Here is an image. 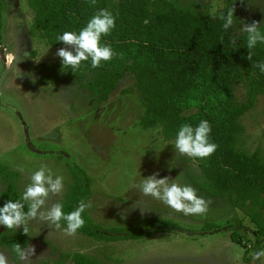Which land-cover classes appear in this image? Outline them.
Segmentation results:
<instances>
[{
  "label": "rangeland",
  "instance_id": "rangeland-1",
  "mask_svg": "<svg viewBox=\"0 0 264 264\" xmlns=\"http://www.w3.org/2000/svg\"><path fill=\"white\" fill-rule=\"evenodd\" d=\"M174 1L200 15L220 17L225 15L227 3ZM232 1L242 15L240 31L253 21L264 26V0ZM33 13L27 0H0V166L14 172L21 196L41 165L51 170L53 180L64 178L63 191L49 193L40 211L61 203L72 180L68 165H77L92 183L87 202L91 207L86 209L102 227L142 228L151 217L163 218L172 226L140 240L104 242L78 232L68 236L66 227L56 229L37 218L28 222L30 243L26 249L35 248L32 264H52L61 252L76 251L106 264H264V260L252 259L256 251L264 249V235L256 231L246 213L199 189L190 178L201 175L192 158L181 155L175 140H166L159 128L139 125L144 105L132 76L120 80L102 103L64 74L55 80L54 65L61 61L57 51L75 49L71 45L53 47L31 37L28 30ZM24 52L29 55L25 57ZM42 63L50 66L45 79L36 68ZM235 92L238 102L246 100L244 83L235 81ZM241 122L245 126L242 148L264 152V95ZM156 173L157 178L168 177L170 184L197 189L198 197L211 201L208 211L185 216L134 187ZM6 186L0 178V192ZM138 201L146 208L143 213L141 207H133ZM0 252L16 264L11 252L1 246Z\"/></svg>",
  "mask_w": 264,
  "mask_h": 264
},
{
  "label": "trees",
  "instance_id": "trees-1",
  "mask_svg": "<svg viewBox=\"0 0 264 264\" xmlns=\"http://www.w3.org/2000/svg\"><path fill=\"white\" fill-rule=\"evenodd\" d=\"M232 2L225 3L224 16L234 8V24L225 30L220 16L200 15L174 0H95V4L92 0H27L34 11L28 34L50 46L62 47L65 44L57 36L66 31L79 34L97 11L108 9L115 16V28L101 37V46H111L117 55L102 61L98 68L92 67L91 59L83 61L76 70L63 66L61 60L54 65V79L64 74L102 103L120 80L131 75L144 105L139 125L159 128L166 140H176L183 124L195 128L207 120L210 142L218 147L207 158H192L201 175L190 178L208 195L226 199L233 208L244 211L256 231L264 235V152H248L241 146L245 133L241 118L264 95V72L256 67L264 62V43L248 49V34L239 30L241 12ZM259 31L264 34V26ZM249 51L251 60L247 59ZM36 68L45 79L50 66L42 63ZM235 81L246 87L244 102L237 100ZM190 110L194 111L187 114ZM68 168L72 180L61 201L65 214L76 210L81 201L87 203L92 195L86 172L77 165ZM0 178L7 184L0 192V207L8 200H20L14 172L0 166ZM24 203L27 212L28 202ZM82 217L85 223L77 232L104 242L140 240L172 226L163 218L151 217L142 228L102 227L87 209ZM60 225L67 227L64 220ZM22 228L0 225V246L11 252L16 264L15 245L26 249L30 243V230L26 235ZM52 264L106 263L76 251L61 252Z\"/></svg>",
  "mask_w": 264,
  "mask_h": 264
},
{
  "label": "clouds",
  "instance_id": "clouds-1",
  "mask_svg": "<svg viewBox=\"0 0 264 264\" xmlns=\"http://www.w3.org/2000/svg\"><path fill=\"white\" fill-rule=\"evenodd\" d=\"M95 4V0H92ZM234 8L227 11L224 19L223 28L225 30L233 26ZM115 28V16L108 9H100L88 21L87 25L79 31V34L66 31L57 36V40L65 45L74 47L75 52L67 48H61L56 55L61 58L62 65L70 67L73 70L78 69L83 61L91 59L93 68L101 66L102 61L112 60L117 53L111 46H101V37L107 36ZM243 31L247 35V47L253 49L257 43H264V34L259 31V22L253 21L251 24H245ZM25 57L29 54L24 52ZM247 59H252V53L249 51ZM261 72H264V62L256 65ZM211 126L207 120H202L199 125L193 128L190 124H183L178 130L175 149L189 158H207L215 153L218 145L210 142ZM46 172L48 174H46ZM159 173L153 174L134 187L139 188L144 196H150L153 199L162 201L175 212H181L185 216L203 215L208 211L211 203L203 196H197V189L190 185H181L178 183H169V178H157ZM64 178L56 176L53 180L51 170L46 165H41L38 171L31 175V183L26 187L20 200L13 202L8 200L0 207V225L7 229H19L23 226V233L27 235L29 228L28 222L39 218L47 221L56 229H60V221L64 220L67 227L64 232L68 236H74L78 229L84 226L82 213L86 208L91 207V203L80 202L79 207L65 214L63 205L59 202L53 204L50 209L40 211L46 205L49 193L58 195L63 191ZM23 201V202H22ZM28 202V211H24L25 203ZM133 207H141L143 213L146 208L142 202L138 201ZM150 210V209H149ZM14 252L19 258L21 264H32V258L35 256L34 246L25 249L19 244L15 245ZM253 261L264 260V249H260L253 254ZM0 264H11L9 257L0 252Z\"/></svg>",
  "mask_w": 264,
  "mask_h": 264
}]
</instances>
